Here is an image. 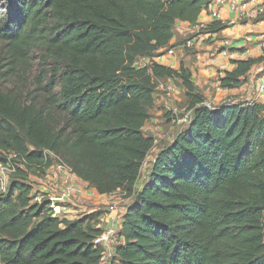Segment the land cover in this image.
I'll list each match as a JSON object with an SVG mask.
<instances>
[{
	"label": "trees",
	"instance_id": "16d2710c",
	"mask_svg": "<svg viewBox=\"0 0 264 264\" xmlns=\"http://www.w3.org/2000/svg\"><path fill=\"white\" fill-rule=\"evenodd\" d=\"M212 0H0V163L13 169L0 196V264H99L106 211L53 218L33 202L31 172L54 155L100 195L125 193L119 264H264V104L212 111L190 71L157 58L177 22L196 24ZM256 21H264V14ZM225 29L219 21L202 32ZM178 45V44H177ZM38 56L33 90L26 80ZM264 56L231 61L220 87L238 89ZM180 82L193 118L155 157L143 128L157 82Z\"/></svg>",
	"mask_w": 264,
	"mask_h": 264
},
{
	"label": "crops",
	"instance_id": "0c3cea01",
	"mask_svg": "<svg viewBox=\"0 0 264 264\" xmlns=\"http://www.w3.org/2000/svg\"><path fill=\"white\" fill-rule=\"evenodd\" d=\"M238 1L247 3L251 12L258 9L264 11V0ZM215 8L216 5L213 4L212 9ZM214 21L210 11L205 9L196 24L177 22L171 45H177L188 38H192L191 35L197 33L198 26L201 24L209 25ZM217 21H221L225 25L223 31L211 37H203L194 49L192 48V51H189L191 49L187 51L177 50L174 56L166 60V63L159 61V64L178 69L181 63L188 58L187 55L191 54L190 58H193V60L190 61L193 63L192 65L188 64L187 69L191 73L192 82L197 93L208 98L216 89L220 93L219 95L229 96L237 103L253 102L258 74L264 69V62L253 67L248 74L247 82L238 89L228 90L218 87L216 79L218 76H224L225 72L235 70L236 65L232 64L231 61H245L264 56V21H254L248 17L241 18L238 13L231 11L227 5L220 9V20ZM260 103L264 104V100ZM42 188L44 191L51 190L47 187ZM99 200L88 196L75 198L65 205L63 213L66 214L67 219L74 220L79 218L78 214L80 213L105 211L106 208H99L105 205ZM83 203H85V206ZM86 209L88 211H85Z\"/></svg>",
	"mask_w": 264,
	"mask_h": 264
},
{
	"label": "built area",
	"instance_id": "2783aa9c",
	"mask_svg": "<svg viewBox=\"0 0 264 264\" xmlns=\"http://www.w3.org/2000/svg\"><path fill=\"white\" fill-rule=\"evenodd\" d=\"M213 4L216 5L215 9H212ZM226 5L230 8L231 11L238 13L241 18L248 17L256 21L259 16L264 14V11L261 9L251 12L248 9L247 3L239 2L238 0H213L211 1V4L208 6V8H206V10L210 11V15L213 17L215 21H217L220 20V9ZM207 26L208 25L206 24H201L200 26H198V31L197 33L194 34L192 38L190 39L188 38L182 43L174 46L173 48L168 49L163 55L155 58L154 59L155 62L159 63V61H162L164 59L167 60L169 57L174 56L177 50L187 51L189 49L194 48L195 45L203 37L210 36L202 33L207 28ZM218 77L216 79V84L218 85V87H220V82L218 80ZM178 91L180 90L175 88V80L169 78L165 80H159L157 82L155 95L157 93H162L165 97V104H167L168 103L167 99L175 94H178ZM262 100H264V76L259 77L257 80L253 102L260 103ZM237 104L240 103H237L234 100V103H225L222 106L213 107L211 103L207 100V98H205V102L203 103V106L209 110L217 111L218 109L232 107ZM192 118H193V110L189 109L185 114H183L182 118L178 119V123L185 125L187 128L190 122L192 121ZM144 129L145 127L143 128V130ZM156 145H157V141L155 140L154 146L156 147ZM147 161L143 166L141 178L138 182L139 185H137V191H140L144 186V184L148 181V177H147L144 184H142L144 178L143 170L147 165ZM0 165L3 166V164L1 163ZM62 165L65 167L64 168L65 171L58 170L52 176L48 175L47 177L49 178V180L44 187H47V189L50 188L51 190L42 191V193L46 195V197H48L47 201L50 202L48 213L53 218L67 219V216L66 214L63 213V210L65 208V205L67 203H70L71 200L75 198L79 199V197L81 196H88L91 197L92 199L94 198L100 199V202H103L105 204L104 207L107 206V208L105 210L106 211L105 215L100 220L101 223L99 227L102 229V234L95 240V245L103 249L102 257L99 264H119L118 256L116 254V248L122 245L123 243V237L121 236L120 232L122 229V225L124 223V216L126 215L129 208H124L122 213H120V210L117 207L121 202V200L118 197L120 196L125 198V193L114 192L110 195H100L97 193V191L94 188L90 187L88 183L82 181L75 174H73L72 170L68 166L64 165L63 163ZM10 169L11 172H13L11 166ZM50 169H48L47 171L49 172ZM36 199L39 200L38 197H36ZM43 199L44 198L40 199L39 201L41 202ZM124 200H126V198ZM81 214L83 213L78 214L79 215L78 217H81L82 216ZM84 214H90V213L85 212Z\"/></svg>",
	"mask_w": 264,
	"mask_h": 264
},
{
	"label": "rangeland",
	"instance_id": "374dc122",
	"mask_svg": "<svg viewBox=\"0 0 264 264\" xmlns=\"http://www.w3.org/2000/svg\"><path fill=\"white\" fill-rule=\"evenodd\" d=\"M194 36V35H191ZM194 49V48H193ZM193 49L189 50L192 51ZM192 56L191 54L187 55V59L181 63L185 68L188 67V64L192 65L193 58H190ZM196 58V57H195ZM194 58V59H195ZM166 63V60H162ZM152 62H155L153 58L144 57L139 58L137 60V67H145L149 66ZM169 63V62H168ZM33 64V70L32 73L27 77L26 80H20L16 83V81H11V83L5 84V89H8L11 87V85H17L22 84L23 88L27 91L33 90V80L38 75V64L39 59L38 56H35ZM180 65V66H181ZM178 67V69L180 68ZM169 67V66H167ZM177 70V69H176ZM264 76V69L261 70V72L258 74V78ZM213 81V80H212ZM175 88L179 89L178 94H175L167 99V104H165V97L162 93H157L155 95V107L151 110V118L149 122L145 126V135L151 136L157 141V145L153 152L150 154V157L147 161V165L145 169L143 170L144 178L142 181V184H144L146 178L149 175V172L151 170V165L153 161L155 160L156 155L165 147H167L172 141L178 136L180 132L186 129V126L183 124L178 123V119L182 118L183 114H185L189 110V105L187 102V99L184 94V90L181 87L180 83L178 81H175ZM215 92H213L212 95H210L207 100L211 103L213 107L222 106L225 103H234V99L229 96H223L219 95L220 93L217 92L216 89H214ZM241 103V102H238ZM153 121V122H152ZM50 159L52 161L51 169L49 172L47 171L44 175L43 174H37L36 172H31L29 176V183L33 185L34 192L32 194L33 198L36 199H42L48 200L46 195L42 193L43 188L45 184H47L49 178L48 175L52 176L56 171L61 170L65 171V167L62 165V163L59 161L57 157L54 155H50ZM11 169L10 166H1L0 165V196L5 195L10 187L11 182ZM139 185V184H138ZM121 202L119 203L118 207L120 210V213L123 211L124 208H129L132 205V200L126 199L123 197H118ZM33 199V202H40L39 200ZM123 199V200H122ZM100 201V200H99ZM98 201V202H99ZM85 206V203H83ZM103 206V205H99ZM98 206V207H99ZM92 208V207H90ZM99 208H107L105 207H99ZM122 210V211H121ZM85 211H88L87 209ZM81 215H85L84 213Z\"/></svg>",
	"mask_w": 264,
	"mask_h": 264
}]
</instances>
